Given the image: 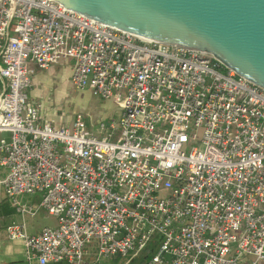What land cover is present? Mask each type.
<instances>
[{
	"label": "built area",
	"instance_id": "2783aa9c",
	"mask_svg": "<svg viewBox=\"0 0 264 264\" xmlns=\"http://www.w3.org/2000/svg\"><path fill=\"white\" fill-rule=\"evenodd\" d=\"M48 1L0 0V194L55 220L5 229L25 264H264V88ZM63 61L116 123H40L32 76Z\"/></svg>",
	"mask_w": 264,
	"mask_h": 264
},
{
	"label": "water",
	"instance_id": "95a60500",
	"mask_svg": "<svg viewBox=\"0 0 264 264\" xmlns=\"http://www.w3.org/2000/svg\"><path fill=\"white\" fill-rule=\"evenodd\" d=\"M48 2L141 39L206 52L264 88V0Z\"/></svg>",
	"mask_w": 264,
	"mask_h": 264
},
{
	"label": "crops",
	"instance_id": "0c3cea01",
	"mask_svg": "<svg viewBox=\"0 0 264 264\" xmlns=\"http://www.w3.org/2000/svg\"><path fill=\"white\" fill-rule=\"evenodd\" d=\"M72 65L73 64L71 61H63V62H59L55 65L50 66L46 70H41V69L35 68L34 75L32 76L31 87L28 91V96H29L30 100L41 105L40 123H42V124L48 123V124H51V125L57 126V127H59V126H66L67 127L73 123L74 120L71 122L69 121L67 123V125H64V124L57 125V124H52V122L47 121L48 120L47 117H52V108L50 107V100H48V99L44 100L45 97H44V99H41V98L39 99V97L34 96L35 86H43V84H46V82L49 81V79H50V75L52 74V78H53V76H55L59 73V69H62L63 67L69 71L68 80L70 83ZM40 97H43V95ZM98 99H100V98H98ZM100 100H102V99H100ZM104 101H109V100H104ZM111 103H113V102H111ZM113 105H114V103H113ZM114 108H115V110L112 113L113 115L111 114V116H109L105 119H101L100 122L116 123L118 120V117H119V110L115 105H114ZM99 123L93 124L90 122L89 124L85 123V125L90 132L97 134V133H99V130H98V124ZM6 200L7 199L2 194H0V204L5 202ZM19 201L23 202V203H31L32 204V203H37L38 198L37 197L22 196L19 198ZM9 205L12 206L11 204H9ZM45 217L50 218L52 223L51 224H40L41 220L46 219ZM19 224L24 225V230L27 234H35V233H38L40 231V229L44 226L55 225V220L53 218L47 216L43 211H39L34 216L21 217L20 215H18L16 213L13 215H10V216H6V215L2 216L0 218V264H25V262H24V247H23L22 241L19 239L9 240L6 237V233H5V229L9 225H19ZM143 262H144V260H143ZM143 262H138V261H136V258H132L128 263L129 264H133V263L134 264H143ZM58 264H66V263H58ZM108 264H122V261L116 258V259L111 260Z\"/></svg>",
	"mask_w": 264,
	"mask_h": 264
},
{
	"label": "rangeland",
	"instance_id": "374dc122",
	"mask_svg": "<svg viewBox=\"0 0 264 264\" xmlns=\"http://www.w3.org/2000/svg\"><path fill=\"white\" fill-rule=\"evenodd\" d=\"M68 78L69 71L63 67L53 78L51 74L46 84L35 86V97H39V99L45 97L44 100H50L52 117H47V121L52 122V124L67 125L69 121H73L79 115L84 123L97 124L101 119L111 116L115 110V104L113 105L111 101L100 100L92 96L87 90L74 89ZM42 95L43 97H40ZM45 218V220L40 221V224L52 223L50 218Z\"/></svg>",
	"mask_w": 264,
	"mask_h": 264
},
{
	"label": "trees",
	"instance_id": "16d2710c",
	"mask_svg": "<svg viewBox=\"0 0 264 264\" xmlns=\"http://www.w3.org/2000/svg\"><path fill=\"white\" fill-rule=\"evenodd\" d=\"M7 201V200H6ZM3 202L0 204V218L4 215L6 216H10V215H13L15 214V210H14V207L13 206H10L7 202ZM149 251L147 252H142L140 254H138L135 258H136V261L138 262H142V260L145 259V257H147L149 255ZM132 263V262H131ZM129 264V263H128Z\"/></svg>",
	"mask_w": 264,
	"mask_h": 264
}]
</instances>
